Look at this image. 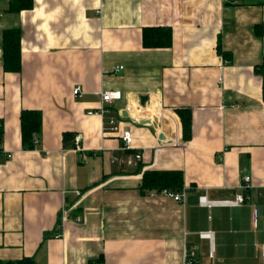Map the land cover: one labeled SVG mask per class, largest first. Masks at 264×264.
Returning a JSON list of instances; mask_svg holds the SVG:
<instances>
[{"label": "crops", "instance_id": "obj_1", "mask_svg": "<svg viewBox=\"0 0 264 264\" xmlns=\"http://www.w3.org/2000/svg\"><path fill=\"white\" fill-rule=\"evenodd\" d=\"M12 1L0 0V262L180 264L192 248L195 264H260L263 0H32L18 12ZM153 26L171 28L169 47L143 46ZM7 28L21 32L19 72L2 66ZM105 90L121 92L105 104L131 133L127 149L105 115L89 113ZM179 107L191 109L188 140ZM22 109L42 112L33 149L23 148ZM136 151L137 165L122 162ZM147 169L181 170L188 195L249 200L207 208L142 193ZM206 230L211 257L197 235Z\"/></svg>", "mask_w": 264, "mask_h": 264}, {"label": "trees", "instance_id": "obj_2", "mask_svg": "<svg viewBox=\"0 0 264 264\" xmlns=\"http://www.w3.org/2000/svg\"><path fill=\"white\" fill-rule=\"evenodd\" d=\"M264 2V0L262 1ZM32 0H14L9 7L10 10L18 12L30 7ZM263 32L259 33L262 36ZM172 42V30L166 26L143 27L142 44L144 47H169ZM2 66L5 71H20L21 67V32L19 28H7L2 31L1 39ZM217 52L226 60L232 62V54L220 46ZM264 60L261 65H255V72L262 75V88L264 95ZM175 112L180 118L182 126V137L188 140L191 135V109L179 107ZM42 124V112L35 109H22L20 113L21 138L24 149H33L39 143ZM68 134L63 135L66 139ZM2 129L0 128V151H1ZM35 139L37 143H35ZM183 187V175L181 170H156L147 169L142 173L140 191L142 193L159 194L162 190L179 191ZM102 260L99 256L95 260H89L88 264H99ZM0 264H33L30 257H23L14 261H6Z\"/></svg>", "mask_w": 264, "mask_h": 264}, {"label": "built area", "instance_id": "obj_3", "mask_svg": "<svg viewBox=\"0 0 264 264\" xmlns=\"http://www.w3.org/2000/svg\"><path fill=\"white\" fill-rule=\"evenodd\" d=\"M123 68V65H115L114 70L118 71ZM72 94L74 96H78L80 94V87L76 86L72 89ZM121 98V92L119 90H105L101 93V102L102 104L97 110L95 111H89V113H97L101 116L107 117V122L110 125V130L114 132H120V138L122 139L121 148L127 149L131 145L132 136L129 130L127 129H120V127L116 124L113 116L110 114V109L106 104L112 103L114 100ZM106 103V104H105ZM78 141L79 135L75 137ZM35 143H37V140L35 139ZM78 146V143H77ZM141 160V154L139 152H135L133 154L128 155L122 162H126L128 165H137V163ZM250 177L246 175L243 179V184L240 185L241 190L247 189L249 186ZM190 188L183 185V187L179 191H173V190H167L164 189L160 194H163L171 199H173L176 202L184 203ZM75 193L78 195L80 194L79 190H75ZM154 194V193H151ZM264 198V193H263ZM249 196L244 193H236L233 198H222V199H209L207 195H200L198 196L197 203L203 207L211 208L214 206H224V207H233V206H241L244 203L248 202ZM67 214L64 213L63 210V221L66 220ZM79 220V218L77 219ZM56 236H58V232L55 233ZM201 238H207L209 240L210 244V250L209 255L211 257L212 251H213V232L211 230L206 231H200L197 234ZM261 251V258L262 261L260 264H264V243L260 246ZM185 260L182 261L180 264H195L192 259L189 256H193V249L190 248L185 249ZM64 264V263H61Z\"/></svg>", "mask_w": 264, "mask_h": 264}, {"label": "water", "instance_id": "obj_4", "mask_svg": "<svg viewBox=\"0 0 264 264\" xmlns=\"http://www.w3.org/2000/svg\"><path fill=\"white\" fill-rule=\"evenodd\" d=\"M139 99H140V104L143 105L144 101L147 99V96L146 95L140 96ZM197 201H198L197 195H188L187 196V202L189 204H197Z\"/></svg>", "mask_w": 264, "mask_h": 264}]
</instances>
